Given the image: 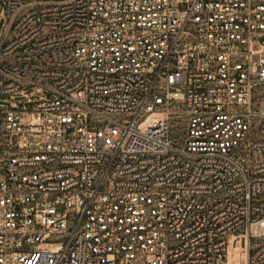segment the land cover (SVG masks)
I'll use <instances>...</instances> for the list:
<instances>
[{"label":"built area","instance_id":"obj_1","mask_svg":"<svg viewBox=\"0 0 264 264\" xmlns=\"http://www.w3.org/2000/svg\"><path fill=\"white\" fill-rule=\"evenodd\" d=\"M2 18L0 264H264V0Z\"/></svg>","mask_w":264,"mask_h":264},{"label":"rangeland","instance_id":"obj_2","mask_svg":"<svg viewBox=\"0 0 264 264\" xmlns=\"http://www.w3.org/2000/svg\"><path fill=\"white\" fill-rule=\"evenodd\" d=\"M4 22H5V19L2 18L1 19V24H0V41H1V39L3 37V33H4V26H3ZM0 98H1L0 104H3L6 107H11V105L14 104V103L24 102L28 98H39V96L35 95L33 91H27V92H23L20 95L16 96L14 98L13 102H3L2 99L5 98V97H0Z\"/></svg>","mask_w":264,"mask_h":264}]
</instances>
